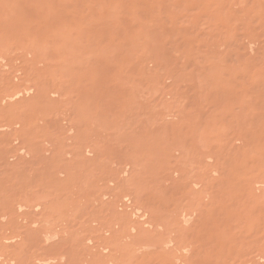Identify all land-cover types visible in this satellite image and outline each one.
I'll list each match as a JSON object with an SVG mask.
<instances>
[{"label": "rangeland", "instance_id": "1", "mask_svg": "<svg viewBox=\"0 0 264 264\" xmlns=\"http://www.w3.org/2000/svg\"><path fill=\"white\" fill-rule=\"evenodd\" d=\"M0 264H264V0H0Z\"/></svg>", "mask_w": 264, "mask_h": 264}]
</instances>
